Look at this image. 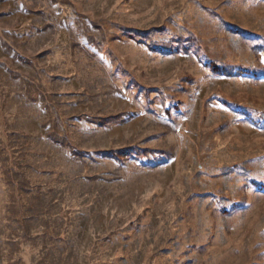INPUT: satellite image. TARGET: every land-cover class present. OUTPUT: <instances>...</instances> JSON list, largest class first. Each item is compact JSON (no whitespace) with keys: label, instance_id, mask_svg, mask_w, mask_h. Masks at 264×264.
<instances>
[{"label":"rangeland","instance_id":"obj_1","mask_svg":"<svg viewBox=\"0 0 264 264\" xmlns=\"http://www.w3.org/2000/svg\"><path fill=\"white\" fill-rule=\"evenodd\" d=\"M0 264H264V0H0Z\"/></svg>","mask_w":264,"mask_h":264},{"label":"trees","instance_id":"obj_2","mask_svg":"<svg viewBox=\"0 0 264 264\" xmlns=\"http://www.w3.org/2000/svg\"><path fill=\"white\" fill-rule=\"evenodd\" d=\"M212 70L218 74H222V75H226V76H232V75H237V76H241L244 75L246 72H244L243 70H237L234 71L232 68H217L215 66H211ZM260 186V185H259Z\"/></svg>","mask_w":264,"mask_h":264}]
</instances>
